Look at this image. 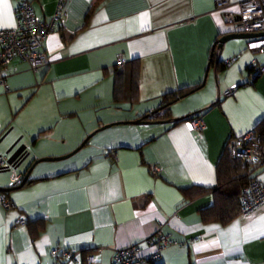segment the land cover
<instances>
[{"label": "crops", "instance_id": "1", "mask_svg": "<svg viewBox=\"0 0 264 264\" xmlns=\"http://www.w3.org/2000/svg\"><path fill=\"white\" fill-rule=\"evenodd\" d=\"M23 1L0 0V29L16 25ZM30 1L46 20L60 9L67 15L48 36L50 64L15 59L4 69L0 153L26 143L31 157L12 166L24 176L37 158L70 155L35 164L24 185H13L12 170L0 172V187L11 188L0 194L12 203L0 199V264H114L118 248L135 244L146 258L161 232L174 243L155 262L135 264H264V204L229 223L207 221L202 210L218 192L191 199L182 189L216 186L230 140L264 120V69H251L264 67V53L248 38L218 43L238 32L226 13L244 0L226 9L218 0ZM135 58L137 102H116L114 69ZM189 86L197 87L171 113L202 112L203 129L193 120L134 122ZM256 175L264 185V167ZM55 248L87 249L94 261L86 253L58 259Z\"/></svg>", "mask_w": 264, "mask_h": 264}, {"label": "built area", "instance_id": "2", "mask_svg": "<svg viewBox=\"0 0 264 264\" xmlns=\"http://www.w3.org/2000/svg\"><path fill=\"white\" fill-rule=\"evenodd\" d=\"M231 3V0H218L217 7L226 9ZM62 15H67V12H62L60 9L51 20H46L35 12L30 0H24L16 7V25L12 28L0 29V86L9 89L4 69L15 59L28 61L34 68L50 64V55L55 51V47L47 39L49 34L55 30L57 20ZM226 20L237 31L264 32V0L242 1L238 12L227 11ZM249 45L250 48L264 53V36L250 38ZM124 63L125 60H119V64ZM234 89H230L231 93ZM192 125L196 129H203L205 126L204 115L194 119ZM230 147L233 155L253 163V169L249 174V183L242 191V214L248 215L264 204V185L256 175L257 170L264 167V142L253 130L234 138ZM0 165H9L5 154H0ZM11 170L13 185L21 184L25 176L15 168ZM153 170L158 172L159 167L153 166ZM0 199L7 207L12 206L5 194H0ZM25 222V220L19 221L20 224ZM155 237L159 250L175 241L168 233H157ZM140 249L137 244L118 248L115 253L114 264H135L144 259L155 262L160 256L158 250L144 258ZM53 253L58 259L66 257L72 259L80 253V250L64 249L62 251L60 248H55ZM89 260L93 262L94 256L90 255Z\"/></svg>", "mask_w": 264, "mask_h": 264}, {"label": "trees", "instance_id": "3", "mask_svg": "<svg viewBox=\"0 0 264 264\" xmlns=\"http://www.w3.org/2000/svg\"><path fill=\"white\" fill-rule=\"evenodd\" d=\"M104 0H97L95 4H101ZM93 9V8H92ZM91 9V10H92ZM89 11L87 18L90 16ZM86 18V19H87ZM258 51V50H257ZM260 52V51H259ZM216 54H214L212 61L214 62ZM224 66V65H223ZM251 69L259 70L262 72L264 67H258L254 64ZM115 75V101L123 102L129 101L136 103L139 96L140 78H141V60L135 58L126 61L124 64H117L114 69ZM197 86H189L178 91L169 92L164 96L161 107L155 114L149 115L148 113L143 116L146 120L162 121L172 120L175 123L182 121H192L204 114L202 112H194L179 118H174L171 113V105L180 97L189 93ZM256 134L264 142V120L259 122L255 127ZM231 141L229 142L226 151L223 153L217 167L218 183L214 187H188L182 188L187 198H197L210 190L218 192L217 203L213 206L204 208L202 210L203 217L207 220H217L223 223H229L240 214H242L243 201L242 191L248 185L250 180V172L253 169V163L243 160L231 151ZM80 253H86L89 260L90 253L87 249H80Z\"/></svg>", "mask_w": 264, "mask_h": 264}, {"label": "water", "instance_id": "4", "mask_svg": "<svg viewBox=\"0 0 264 264\" xmlns=\"http://www.w3.org/2000/svg\"><path fill=\"white\" fill-rule=\"evenodd\" d=\"M259 36H264V32H255V33H248V32H242V31H238L235 33H231V34H225L223 37H221L218 41L219 46L222 47L223 44L232 39V38H254V37H259ZM157 110L152 111L151 113H149V115L155 114ZM146 119L144 118H140L138 120H135V123H141V122H145ZM152 122L151 120H147ZM111 124L109 125H105L102 128H107L109 127ZM88 141V140H86ZM86 143V142H85ZM82 146H80L79 148H77L73 153H75L76 151H78ZM2 154V153H0ZM5 155L7 156V163L9 165L6 166H2L0 165V172H9L12 169V166L16 167V168H20L24 163H26V161L29 160V158L31 157V151L28 148V145L26 143H22L19 144V141H16L5 153ZM70 154L64 155V156H58V157H41V158H37L36 161L32 164V166L29 168L24 180L22 181V183L20 185H24L27 180L29 179L31 172L35 166V164L39 163L40 161L43 160H55V159H60V158H65V157H69ZM16 186V185H15ZM7 190H11L10 187H0V191H7Z\"/></svg>", "mask_w": 264, "mask_h": 264}]
</instances>
